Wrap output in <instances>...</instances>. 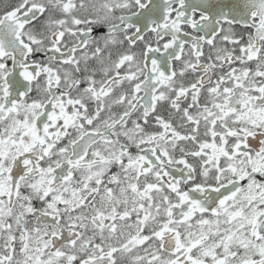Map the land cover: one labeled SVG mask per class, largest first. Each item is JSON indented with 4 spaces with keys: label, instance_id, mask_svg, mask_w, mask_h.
<instances>
[{
    "label": "snow or ice",
    "instance_id": "obj_1",
    "mask_svg": "<svg viewBox=\"0 0 264 264\" xmlns=\"http://www.w3.org/2000/svg\"><path fill=\"white\" fill-rule=\"evenodd\" d=\"M0 264H264V0H0Z\"/></svg>",
    "mask_w": 264,
    "mask_h": 264
}]
</instances>
